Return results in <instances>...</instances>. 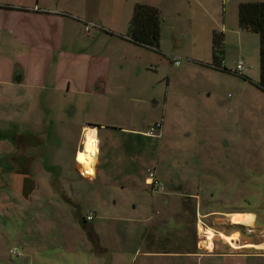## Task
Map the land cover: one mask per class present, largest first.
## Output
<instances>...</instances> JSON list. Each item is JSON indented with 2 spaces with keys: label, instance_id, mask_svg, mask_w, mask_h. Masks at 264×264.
<instances>
[{
  "label": "crops",
  "instance_id": "obj_1",
  "mask_svg": "<svg viewBox=\"0 0 264 264\" xmlns=\"http://www.w3.org/2000/svg\"><path fill=\"white\" fill-rule=\"evenodd\" d=\"M75 1L0 0V123L6 124L0 126L1 165L12 175L11 187L20 195L6 205L34 199L45 204L52 190L71 199L77 212L62 214L73 220L81 234L65 250L74 256L87 253L91 264H264V249L256 246L264 241L233 238L238 244L235 248L220 235L238 233L239 238V231L231 228L242 223L230 222L228 216L252 213L255 219L253 211L217 210L200 193L205 186L198 179L185 170L162 167L164 148L173 151L176 145L169 87L165 106L158 109L161 106L155 98L151 107L158 108L150 109L141 95L148 97L153 86L130 82L136 73L153 70L146 68L156 62L148 54L157 56L156 51L134 44L145 50V57L140 54L137 62L135 58L131 70L122 64L114 68V59L121 58L110 48L127 44L126 39L131 42L129 31L122 38L118 22L114 32L97 29L95 33L93 28L85 32L82 23L71 16ZM229 1L222 0L226 36L235 30L226 27ZM145 3L163 15L162 3ZM238 23L237 15L232 26ZM165 24L162 18L161 35ZM246 32L251 31L239 26L235 30L240 39L256 41ZM174 37L172 51L178 52L183 42ZM85 39L92 41L84 46ZM63 101H72L71 108L85 107L88 121L73 122L72 110L71 126L58 122L52 109ZM172 107L183 112L178 105ZM157 122L162 124L161 135L147 136L145 131ZM72 125L79 129L69 146L78 164L65 171L61 149L54 152L59 162H51V141L54 131L61 129L55 135L58 138L63 133L62 140L70 145ZM85 150L90 156L88 165L78 160ZM148 169L155 172L163 190L148 184ZM62 176L67 179L65 185ZM0 180H5L3 172ZM84 206L89 208L82 212ZM90 213L93 218L88 221Z\"/></svg>",
  "mask_w": 264,
  "mask_h": 264
},
{
  "label": "rangeland",
  "instance_id": "obj_2",
  "mask_svg": "<svg viewBox=\"0 0 264 264\" xmlns=\"http://www.w3.org/2000/svg\"><path fill=\"white\" fill-rule=\"evenodd\" d=\"M133 1L162 3L164 11L161 19H166L160 46L154 49L157 56L148 54L150 60L156 62L146 68L153 70L144 71L142 75L136 73L137 78L130 80L134 86L139 87L142 83L153 86L148 97L141 95L149 102L150 109L159 106L158 109H162L165 93L170 90L168 108L175 122L173 140L176 145L173 151L164 148L162 167L167 169L171 166L180 172L185 170L192 178L198 179L205 186L200 193L206 199L208 196L210 206L217 210L253 211L255 219L231 229L235 228L240 233L237 242L246 239L264 241V92L257 87L260 79V37L258 33L246 32L256 41L240 39L235 33L239 23L236 27L232 26L239 4L246 0H230L227 4L226 27L235 29L234 32H227V36L222 30V0H76L74 15L71 16L76 18L75 21L78 19L80 25L82 23L87 33L92 28L95 33L98 30L114 32L119 22V31L124 38L133 15ZM85 24L90 25L88 30ZM215 31L223 33L219 49L222 65L219 69L212 66ZM174 35L183 42V49L178 52L172 51ZM91 41L85 39L82 45L86 46ZM125 41L127 44H121L118 49L110 48L121 58L114 59L113 67L117 69L122 64L124 69L131 70L135 67V58L137 62L141 54L143 59L145 56L142 53L146 52L127 39ZM171 54L175 55L174 58ZM174 59L179 61L178 65L174 64ZM240 61L244 65L243 76L237 71ZM137 65L138 69L140 65ZM155 98L159 101L158 107H151ZM172 103L182 108L183 112H175ZM72 105V101H63L52 109L58 122L64 121L71 126L72 110L73 122H87L90 116L87 109H74ZM123 116L131 118L125 113ZM0 126L6 127V124L1 122ZM73 126L70 129V145L69 141L62 140L63 133L58 138L55 135L56 132L59 135L61 129L54 131L56 139L53 136L51 141V162H59L54 152L61 149L59 153L64 154L61 163L65 171L78 164L76 159H72L69 147L79 131ZM1 152L0 169L5 180H0V264H91L87 253L74 256L65 250L71 240L81 234L73 220L62 214L77 212L78 207L71 199L52 190L45 204L34 199L30 203L16 201L14 205H6L20 195L11 187L12 175L1 165L4 155ZM39 177L42 178V174ZM45 178H49L48 173ZM61 180L65 185L67 179L62 176ZM66 191L73 194L68 188ZM87 208L89 206H84L82 212ZM244 214L229 215L228 219L239 223L238 217ZM206 228V240L210 241ZM14 248L18 249L17 254L10 253Z\"/></svg>",
  "mask_w": 264,
  "mask_h": 264
},
{
  "label": "trees",
  "instance_id": "obj_3",
  "mask_svg": "<svg viewBox=\"0 0 264 264\" xmlns=\"http://www.w3.org/2000/svg\"><path fill=\"white\" fill-rule=\"evenodd\" d=\"M161 14L157 7L137 2L133 9V15L129 27V40L138 46L157 49L161 37ZM239 27L244 30L255 32L260 37V79L257 87L264 92V0H246L239 4L238 8ZM223 42V33H213V49L215 68H221L222 56L219 54ZM237 73V72H236ZM240 75L243 76L241 73ZM2 172L0 171V177Z\"/></svg>",
  "mask_w": 264,
  "mask_h": 264
},
{
  "label": "built area",
  "instance_id": "obj_4",
  "mask_svg": "<svg viewBox=\"0 0 264 264\" xmlns=\"http://www.w3.org/2000/svg\"><path fill=\"white\" fill-rule=\"evenodd\" d=\"M85 29L86 30H88L89 28H90V25H87V24H85ZM171 56V58H172V55H170ZM172 61H174V63L176 64V65H178L179 64V61L178 60H172ZM242 69H243V66H242V63H239L238 65H237V71H238V73L239 74H241V71H242ZM237 73V74H238ZM161 128H162V124H161V122H157V123H155V124H153V125H151L146 131H145V134L147 135V136H160L161 135ZM147 181H148V184H151V185H153V187L156 189H159V190H163V184L161 183V181H159L158 179H157V177H156V174H155V172L152 170V169H148V177H147ZM93 218V214H89V215H87V219L88 220H91ZM10 253L11 254H17L18 253V249L17 248H14V249H11L10 250Z\"/></svg>",
  "mask_w": 264,
  "mask_h": 264
},
{
  "label": "bare ground",
  "instance_id": "obj_5",
  "mask_svg": "<svg viewBox=\"0 0 264 264\" xmlns=\"http://www.w3.org/2000/svg\"><path fill=\"white\" fill-rule=\"evenodd\" d=\"M78 160L81 161L82 163H84L85 165H88V162L90 160V156L88 154V151L85 150L83 153H80L78 156ZM253 219V214L252 213H246L242 216L238 217V222L239 223H247L249 221H251ZM232 235H226L224 233H221L220 235L226 239L232 246H234L236 248V246L238 244H236L233 241V238L238 239V233H231ZM241 238V237H240ZM244 245V244H243ZM242 246V245H240ZM257 247L263 248L264 249V242H262L261 244L256 245Z\"/></svg>",
  "mask_w": 264,
  "mask_h": 264
}]
</instances>
